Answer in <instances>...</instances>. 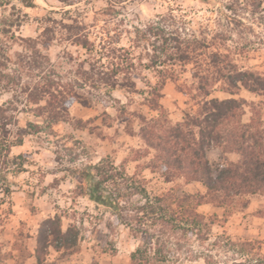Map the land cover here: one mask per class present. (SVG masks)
Returning a JSON list of instances; mask_svg holds the SVG:
<instances>
[{
    "label": "rangeland",
    "instance_id": "374dc122",
    "mask_svg": "<svg viewBox=\"0 0 264 264\" xmlns=\"http://www.w3.org/2000/svg\"><path fill=\"white\" fill-rule=\"evenodd\" d=\"M3 19L13 23L0 27L7 29L1 40L12 73L21 76L19 85L40 89L51 76L53 89L64 91L60 96L70 98L72 92L82 101L67 104L60 118L51 120L42 109L49 96H39L36 104L20 89L1 95L0 105L10 107L14 122L11 154L5 162L0 158V264H34L15 243L32 251L39 226L55 217L64 230L78 228L80 249L76 254L51 249L45 264H133L142 245L154 258L160 227L144 217L147 205L158 197L175 200L207 190L181 173L167 174L147 141L149 127L160 126L153 134L168 137L186 115H197L205 100L232 98L221 83L209 89V97L199 91L195 76L206 74L214 53L228 54L238 69L264 78V0H0ZM200 42L206 48L200 49ZM179 43L192 62L175 60ZM115 70L120 84L115 89L97 81L99 76L92 74L90 82L83 78V71L112 76ZM164 77L159 96L152 95ZM132 82L135 91L123 86ZM235 98L248 103L244 123L264 120V95L242 88ZM208 158L214 166L227 165L218 148ZM103 160H110L128 184L145 190L122 198L129 227L77 190L78 171ZM247 199L249 206L257 203L251 210L243 208L244 200L226 211L200 206L207 221L219 217L202 232L182 220L179 208L164 206L162 212L176 219L162 235L169 261L152 264H264V204L259 208V195Z\"/></svg>",
    "mask_w": 264,
    "mask_h": 264
},
{
    "label": "trees",
    "instance_id": "16d2710c",
    "mask_svg": "<svg viewBox=\"0 0 264 264\" xmlns=\"http://www.w3.org/2000/svg\"><path fill=\"white\" fill-rule=\"evenodd\" d=\"M31 6L28 5L27 7ZM8 24L13 23L8 19H3L0 22V27ZM6 30L0 29V97L3 93L18 92L17 89H20L21 93L27 94L29 101L31 99L36 104H40L39 96L42 98L49 96L50 100H46L47 105L42 109L51 113V120H58L63 109L67 108V104L79 101L80 96L72 92L70 98L60 96L64 94V91L58 92V90L53 89L56 83L51 76L45 77L46 83L40 89H32L30 85L24 86V88L20 86L18 78L21 79V76L16 77L12 73L10 68L11 57L1 40V36ZM199 45L201 46L200 49L206 48L205 42H200ZM170 49L167 47V51ZM173 49L177 62L182 64L192 62V56L182 49L180 43ZM164 52H166V48H163L160 54H164ZM199 56L203 55L200 54ZM212 56L214 59L211 61V67L204 69L206 74L201 75L198 72L195 76L199 80V91L205 97H209L211 93L209 89H213L217 83H221L223 85L221 91L230 94L232 98L205 100L199 113L186 115L184 122L177 124L169 132L168 137L160 134L154 135L153 133L161 128L159 126L156 129V125L149 127L151 134L147 133V141L150 142L151 148L157 151V158L163 163L167 174H171V172L172 174L181 173L188 183L199 182L203 184L207 192L205 195H184L175 200H169V197L166 196L158 197L155 202L147 205L148 211L144 217L146 219L151 218L153 225L160 227V236H157L155 243L157 258L156 256L154 258L148 257L150 247L143 249L142 245L132 256L133 264L169 261L164 256L165 244L162 241V235L169 232L170 221L176 219L174 216H168L164 213V206L170 211H173L175 207L179 208L181 210L179 214L184 216L182 220L194 226L197 232H202V230H207L210 225H213L214 220L218 221L219 217L214 215L210 221H207L206 217L198 212L200 206L214 204L226 211L227 207L234 208L240 200H244L242 204L243 208L246 209L249 206V199L245 200V198L256 195L264 196V120L263 118H260L259 121L252 119L251 122L244 123L242 117L245 115V108L248 103L243 98H235L242 88L251 93L264 95V78L260 74L238 69L228 60V54L217 52ZM199 70H203L202 66L199 67ZM92 74L99 76L97 81L108 85L111 89L120 85L116 79L119 74L118 70H115L112 76L102 72L94 74L83 71L84 80L89 82L93 80ZM165 82L164 77L160 83L152 88V95L159 96L158 91L164 87ZM123 86L133 91L137 90L135 82L124 83ZM37 100H39L38 103ZM13 103L11 101L9 105ZM11 111L9 106L0 105V158H4V162L9 158L12 148L10 137L13 131L10 126L14 122V115L10 113ZM30 126L37 128L32 124ZM141 132L144 133L145 128H142ZM17 135L19 144H21V137L24 136V133L20 132ZM213 148L221 150L222 157L227 163L226 166H221L220 163L214 166L210 162L208 153ZM227 155H236L238 160L229 161ZM77 177L79 179L77 190L80 195L87 197L98 208L103 207L108 212L113 213L119 224L130 226L131 223L124 222L125 218L121 213L125 209L121 202L122 198L143 193L145 192L144 189L140 192L138 186L128 184L126 177L110 160H103L99 164L88 165L80 169ZM140 210H145V208L141 207ZM157 211L164 212L157 218L154 217L157 215ZM144 217L138 219V222L141 223ZM79 236L80 233L75 225H70L64 230L62 220L55 217L44 220L39 226V231L35 237L36 246L32 251L28 247L24 248L22 243L18 241L15 245L22 257H34L36 260L34 264H45L51 249L69 254L78 253L80 249ZM199 236H201L200 233ZM206 236H209L208 233ZM21 237L23 238V235ZM150 237L154 239L152 235ZM31 238L26 237V239ZM197 258L200 259V257Z\"/></svg>",
    "mask_w": 264,
    "mask_h": 264
},
{
    "label": "crops",
    "instance_id": "0c3cea01",
    "mask_svg": "<svg viewBox=\"0 0 264 264\" xmlns=\"http://www.w3.org/2000/svg\"><path fill=\"white\" fill-rule=\"evenodd\" d=\"M228 156L229 157L232 156V158L234 157V159H230L231 161H237L238 160V157H235L236 155H227V158H228ZM254 204H257V203H255V201H252L250 206H248L249 210H251V208L253 209V207L255 206ZM263 204H264V196L259 195V208H261ZM260 231L261 230L259 229V232Z\"/></svg>",
    "mask_w": 264,
    "mask_h": 264
}]
</instances>
